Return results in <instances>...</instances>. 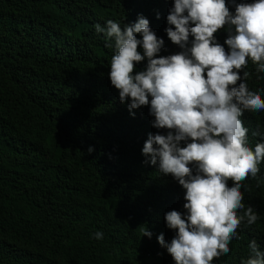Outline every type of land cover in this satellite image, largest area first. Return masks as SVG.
I'll return each instance as SVG.
<instances>
[{"label":"trees","instance_id":"obj_1","mask_svg":"<svg viewBox=\"0 0 264 264\" xmlns=\"http://www.w3.org/2000/svg\"><path fill=\"white\" fill-rule=\"evenodd\" d=\"M173 6L0 0V264H175L158 236L168 243L175 236L165 216L185 213V190L142 154L150 133L167 130L152 127L150 106L130 112L121 103L109 79L114 48L95 28L108 20L123 28L143 16L165 41L161 55L176 54L166 33ZM216 37L224 44L227 32ZM255 67L249 61L243 71L264 99V73L257 77ZM241 119L254 149L264 142V111ZM259 169L241 187L259 219L242 222L240 239L213 264H242L253 240L264 251V161ZM146 227L151 238L143 237Z\"/></svg>","mask_w":264,"mask_h":264},{"label":"clouds","instance_id":"obj_2","mask_svg":"<svg viewBox=\"0 0 264 264\" xmlns=\"http://www.w3.org/2000/svg\"><path fill=\"white\" fill-rule=\"evenodd\" d=\"M167 23L168 38L181 49L167 56L161 55L165 41L143 16L123 28L112 20L95 28L114 48L109 79L121 103L130 112L150 106L152 127L167 130L149 134L142 149L145 163L185 190V213L172 210L165 216L176 234L170 243L159 235V244L175 264H213L240 239L242 222L254 225L259 219L252 206L245 207L241 187L259 173L264 142L254 149L249 145L241 117L264 111V99L248 87L251 74L243 71L250 61L257 77L264 73V0H174ZM221 30L227 32L224 44L216 37ZM144 236H152L148 227ZM249 250L242 264H264L255 240Z\"/></svg>","mask_w":264,"mask_h":264}]
</instances>
